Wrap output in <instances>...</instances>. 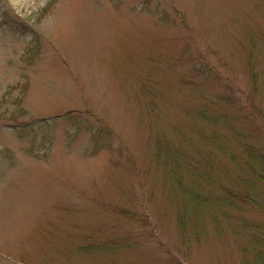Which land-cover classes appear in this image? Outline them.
I'll return each mask as SVG.
<instances>
[{
	"label": "rangeland",
	"instance_id": "374dc122",
	"mask_svg": "<svg viewBox=\"0 0 264 264\" xmlns=\"http://www.w3.org/2000/svg\"><path fill=\"white\" fill-rule=\"evenodd\" d=\"M263 153L264 0H0V264H258Z\"/></svg>",
	"mask_w": 264,
	"mask_h": 264
},
{
	"label": "trees",
	"instance_id": "16d2710c",
	"mask_svg": "<svg viewBox=\"0 0 264 264\" xmlns=\"http://www.w3.org/2000/svg\"><path fill=\"white\" fill-rule=\"evenodd\" d=\"M256 79H258V77L256 76ZM245 147V145H244ZM248 153H256V152H249L248 150H246ZM264 154V153H263ZM262 158H264V156H261ZM256 164H259V165H262L264 167V159L260 161H258L257 163L253 162V161H247V166L250 170H254V171H257L259 170L258 166ZM250 197V195H249ZM251 198L255 199L254 196H252ZM255 240V239H254ZM258 240L255 241V243L257 242ZM257 259H259L258 261V264H264V252L263 253H259L257 256Z\"/></svg>",
	"mask_w": 264,
	"mask_h": 264
}]
</instances>
